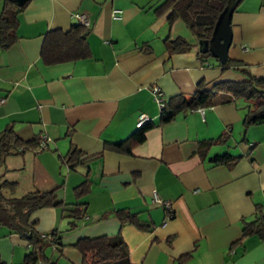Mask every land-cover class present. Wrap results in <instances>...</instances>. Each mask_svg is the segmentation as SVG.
I'll use <instances>...</instances> for the list:
<instances>
[{"label": "crops", "instance_id": "obj_1", "mask_svg": "<svg viewBox=\"0 0 264 264\" xmlns=\"http://www.w3.org/2000/svg\"><path fill=\"white\" fill-rule=\"evenodd\" d=\"M26 1L17 14L16 39L0 47V132L11 125L20 138L44 136L47 143L6 156L0 173L16 181L12 195L54 189L67 203L86 202L85 218L74 229L61 206L32 212L39 231H62V252L46 250L53 264H80V252L70 244L77 237L118 232L130 264H264L257 235L240 238L255 205L264 212V122L244 126L248 102L221 92L202 112L182 110L159 123L152 94L157 86L165 100L187 96L199 82L209 87L220 79L241 80V69L263 77L264 0L237 2L228 57L242 63L225 69L213 55H199V38L181 18L169 22L170 9L155 12L163 0ZM113 8L121 9L120 18L111 17ZM76 13L88 19L82 24L89 54L43 62L46 31L68 29L79 22ZM176 36L188 48H167L166 39ZM141 112L155 123L145 138L130 153L110 146L135 130ZM71 145L97 156L71 169L59 158ZM226 152L238 157L212 161ZM84 179L89 190L76 197L73 188ZM153 192L169 201L170 211L153 202ZM118 208L136 213L145 228L121 223ZM0 235L2 263L20 264L26 251L17 238H23L4 225Z\"/></svg>", "mask_w": 264, "mask_h": 264}, {"label": "trees", "instance_id": "obj_2", "mask_svg": "<svg viewBox=\"0 0 264 264\" xmlns=\"http://www.w3.org/2000/svg\"><path fill=\"white\" fill-rule=\"evenodd\" d=\"M227 0H163L155 7V12H164L170 9L168 21L181 18L189 29L200 38H210L217 20L226 6ZM240 0H237L239 2ZM25 1L17 5L12 0H4L0 11V47L9 46L17 37V14L26 5ZM85 26L79 21L68 29H49L43 37L41 58L47 64L85 57L89 54L85 40ZM166 46L170 50H184L189 43L181 36L167 38ZM201 57L212 55L209 51L198 52ZM242 62L230 59L220 63L222 69L237 67ZM244 78L241 80L220 79L212 82L209 87L204 82H199L195 91L190 95L176 94L165 100L160 107L158 122L165 123L173 120L175 115L192 108L205 107L215 104L221 92H227L232 97H242L248 102L243 113L244 126L264 122V76L255 77L246 70L241 69ZM155 123L147 120L142 125L119 142L111 143L114 149L125 153L131 152V147L145 138V132ZM224 137V136H223ZM204 141L209 144L221 140ZM43 141V145H41ZM46 138L43 136L31 139H22L16 135L11 125L0 132V163L4 164L8 155L24 151L29 148L36 150L46 147ZM109 146V147H110ZM111 148V147H110ZM97 155L85 154L75 145H71L64 155H60L62 163L75 169L78 165H87ZM238 156L229 153L212 156L214 162H232ZM16 181L7 179L0 173V224L8 228L10 233H15L26 241L27 251L20 264H53L47 254L48 248L57 250L60 254L66 243L63 242L62 231L54 227L48 231H39L36 220H31V214L36 209L49 206H61L63 217L68 218L69 229H74L78 221L85 218L86 202L67 203L55 193L54 189H32L19 196L12 195ZM88 179L82 180L73 188L76 197H81L89 190ZM66 212V213H65ZM121 223H132L139 228H145L136 213L126 208L114 210ZM243 238L255 234L264 243V212L261 206L255 205L254 217L243 221L241 227ZM81 254L80 264H130L128 248L120 232L114 235L101 234L97 236L77 237L70 243ZM0 264H3L0 260Z\"/></svg>", "mask_w": 264, "mask_h": 264}, {"label": "water", "instance_id": "obj_3", "mask_svg": "<svg viewBox=\"0 0 264 264\" xmlns=\"http://www.w3.org/2000/svg\"><path fill=\"white\" fill-rule=\"evenodd\" d=\"M21 5L26 0H13ZM237 4V0H227L224 10L221 12L210 38H200L198 49L201 52L209 51L220 63H225L228 58V48L232 40L230 15Z\"/></svg>", "mask_w": 264, "mask_h": 264}, {"label": "built area", "instance_id": "obj_4", "mask_svg": "<svg viewBox=\"0 0 264 264\" xmlns=\"http://www.w3.org/2000/svg\"><path fill=\"white\" fill-rule=\"evenodd\" d=\"M75 16L78 18V20L81 23H83L85 25L87 24L88 19H87L86 15L84 13H76ZM111 17L114 18V19L120 18L121 17V9L120 8H113L111 10ZM152 94H153L157 104L159 105V107H162L165 98L163 96L162 91L159 89V87L153 86L152 87ZM198 109L201 112L203 111V107H198ZM147 120H149V116L146 113L141 112V113L138 114L135 124H136V126H140ZM41 145H43V141H41ZM152 200L155 203H159V204L163 205L168 211H170L169 210V207H170L169 206L170 205L169 201L162 200L155 192H153ZM168 216H170V213L168 214Z\"/></svg>", "mask_w": 264, "mask_h": 264}, {"label": "rangeland", "instance_id": "obj_5", "mask_svg": "<svg viewBox=\"0 0 264 264\" xmlns=\"http://www.w3.org/2000/svg\"><path fill=\"white\" fill-rule=\"evenodd\" d=\"M66 213V212H65ZM1 226V225H0ZM4 238V236H2V235H0V239H3ZM17 240H19L21 243H23L22 244V247H23V249L25 250V251H27V248H26V241L24 240V239H19V238H17Z\"/></svg>", "mask_w": 264, "mask_h": 264}]
</instances>
